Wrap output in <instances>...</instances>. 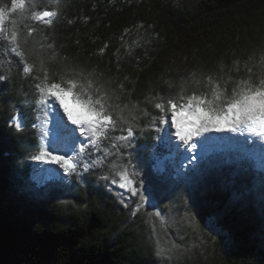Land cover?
Here are the masks:
<instances>
[{
    "label": "trees",
    "instance_id": "1",
    "mask_svg": "<svg viewBox=\"0 0 264 264\" xmlns=\"http://www.w3.org/2000/svg\"><path fill=\"white\" fill-rule=\"evenodd\" d=\"M0 8V264H264V172L239 143L210 137L182 171L153 169L165 153L169 100L179 110L181 97L212 100L215 89L223 104L238 82L260 84L264 0H0ZM65 68L91 74L133 136L115 139L128 127L117 123L97 147L85 144L76 172L38 183L30 160L47 111L34 85L44 69L54 77ZM129 161L135 196L132 185L111 183Z\"/></svg>",
    "mask_w": 264,
    "mask_h": 264
},
{
    "label": "snow or ice",
    "instance_id": "2",
    "mask_svg": "<svg viewBox=\"0 0 264 264\" xmlns=\"http://www.w3.org/2000/svg\"><path fill=\"white\" fill-rule=\"evenodd\" d=\"M22 3L23 0L19 2L13 0L16 7H20ZM54 15L56 13L50 10L42 12V17ZM5 16V9L0 8V21H3ZM24 71L27 74L31 69L26 67ZM0 79L3 77L0 76ZM36 79L40 80L34 85L40 94L37 103L43 105L52 116L54 132L43 134L42 139L47 141V146L40 145L39 154L32 156L31 159L58 164L65 174H71L77 171L80 158L86 151L85 144L97 147L100 138H107L109 130H116L117 123L128 125V127L126 136L115 139H128L133 136L132 125L127 118L120 112H116V117H113L109 110L113 109V106L107 103L109 99L107 91L92 78L91 74L86 76L82 71L65 68L54 77H50L47 69H44L43 79L39 77ZM208 79L211 84V78ZM243 84L245 86L242 87L238 82L237 87L233 89L232 97L223 104L216 103L223 96H217L215 89H213L214 99L212 100L205 98L206 93L181 97L187 102L179 105V110L177 103L169 100L170 124L167 114L161 118L159 129L161 143L179 148L180 144L176 143L178 141L184 146L191 144V147L195 149L196 144L192 143L193 138L206 139L207 137L203 134L211 131L247 132L257 139L264 138V77L261 78L258 86L254 87L246 81ZM180 88L183 92V83ZM69 97L75 107L70 108L66 103ZM155 108L165 112V106L162 103H156ZM16 127L18 131L22 130L20 122L16 123ZM59 152L64 154H56ZM192 159L195 160L197 157L193 155ZM92 163H100V161ZM112 167L116 169L115 164ZM121 168L123 170L118 171L119 180L114 178L111 183L125 190H129V186L132 185L131 194L137 195L140 190L135 186L132 178L135 172L128 171L132 168L131 161L122 165ZM105 179L107 180L108 177Z\"/></svg>",
    "mask_w": 264,
    "mask_h": 264
},
{
    "label": "rangeland",
    "instance_id": "3",
    "mask_svg": "<svg viewBox=\"0 0 264 264\" xmlns=\"http://www.w3.org/2000/svg\"><path fill=\"white\" fill-rule=\"evenodd\" d=\"M69 107H75L72 105L70 99L66 100ZM10 122L16 127V123L20 122V117L18 114H15ZM168 123L170 124V114ZM42 136L45 133L54 132V124L52 116L47 112V117L41 122ZM172 132H175V129H172ZM204 137L210 138L215 136L227 137L229 140H234L236 143H239L244 149H246L254 158H255V167L264 172V138L257 139L253 134L244 132V133H232L229 131H211L203 134ZM51 138V137H49ZM206 138V139H207ZM202 137H194L192 143L196 144V148L193 149L191 144L184 146L182 142H176L180 144L179 148H176L174 145H165V153L161 156L155 155L153 157V169L156 172H162L167 164L171 165L173 171L180 172L185 169L192 161V156L195 155L200 149V143L206 140ZM41 145L47 146V141L42 139ZM187 149V150H185ZM37 153L36 155H38ZM58 155H63V152L56 153ZM71 154V153H69ZM30 163L33 166V178L36 182L42 183L46 180L57 179L64 177L63 169L60 165L51 163L48 161H36L31 159Z\"/></svg>",
    "mask_w": 264,
    "mask_h": 264
}]
</instances>
